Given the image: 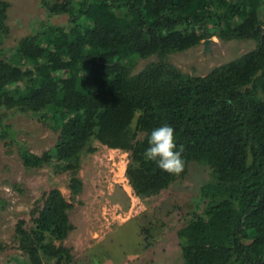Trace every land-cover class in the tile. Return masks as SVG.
<instances>
[{
    "label": "trees",
    "instance_id": "16d2710c",
    "mask_svg": "<svg viewBox=\"0 0 264 264\" xmlns=\"http://www.w3.org/2000/svg\"><path fill=\"white\" fill-rule=\"evenodd\" d=\"M6 6L0 1V39L8 34ZM42 6L49 16L66 15L69 32L51 28L21 38L16 55L23 66L6 60L0 48V108L41 122L49 117L58 131L41 156L19 147L24 168L55 161L70 174L74 199L83 189L76 177L80 156L97 141L129 153L126 177L137 197L148 198L184 176L190 163L205 165L203 216L177 232L182 264H264V0H42ZM211 36L252 39L257 46L204 77L167 61ZM153 56L131 73L137 61ZM39 65L50 69L41 87L28 96L6 90L30 85ZM164 124L175 128L177 149L184 148L179 175L143 155L151 131ZM0 129L6 138L12 133L1 117ZM70 208L52 189L32 211L33 229L17 223L21 264L73 262L63 244L74 230Z\"/></svg>",
    "mask_w": 264,
    "mask_h": 264
},
{
    "label": "rangeland",
    "instance_id": "374dc122",
    "mask_svg": "<svg viewBox=\"0 0 264 264\" xmlns=\"http://www.w3.org/2000/svg\"><path fill=\"white\" fill-rule=\"evenodd\" d=\"M0 1L7 4L8 28V34L0 39V48L3 57L16 66H23L16 55L21 38L51 28L68 33L72 28L66 15L49 16L42 0ZM211 34L209 31L208 36ZM205 40H210L206 52ZM256 46L252 39L223 41L211 36L186 51L171 54L167 61L183 74L204 77ZM155 60L153 56L137 61L131 73L140 72ZM49 70L39 65L30 85H15L6 90L28 96L43 85ZM52 77L55 82L62 78L59 73ZM0 117L12 130L6 138L0 129V264L22 263L24 255L15 240L16 225L23 221L24 227L33 229L32 211L43 194L52 189L59 190L71 205L68 214L74 230L63 242L71 248L74 257L71 264H182V241L177 232L195 216H203L199 190L210 179L207 166L190 163L187 173L167 188L154 196L139 198L125 174L129 153L94 141L93 152L80 156L76 177L83 189L72 199L68 189L70 174L55 161L40 169H26L19 158L20 146L38 156L51 151L58 139L53 121L48 117L41 122L37 116L5 108H0ZM43 263L54 264V261L43 258Z\"/></svg>",
    "mask_w": 264,
    "mask_h": 264
},
{
    "label": "clouds",
    "instance_id": "9594fccd",
    "mask_svg": "<svg viewBox=\"0 0 264 264\" xmlns=\"http://www.w3.org/2000/svg\"><path fill=\"white\" fill-rule=\"evenodd\" d=\"M149 147L144 152V157L148 161H154L158 167L168 173L179 175L186 166V161L182 156L184 148L181 145L177 149L176 132L173 126L164 124L154 128L149 136Z\"/></svg>",
    "mask_w": 264,
    "mask_h": 264
},
{
    "label": "water",
    "instance_id": "95a60500",
    "mask_svg": "<svg viewBox=\"0 0 264 264\" xmlns=\"http://www.w3.org/2000/svg\"><path fill=\"white\" fill-rule=\"evenodd\" d=\"M209 44H210V40H205L203 43L204 46V51H208L209 50Z\"/></svg>",
    "mask_w": 264,
    "mask_h": 264
}]
</instances>
